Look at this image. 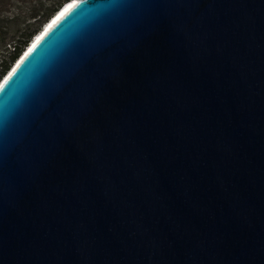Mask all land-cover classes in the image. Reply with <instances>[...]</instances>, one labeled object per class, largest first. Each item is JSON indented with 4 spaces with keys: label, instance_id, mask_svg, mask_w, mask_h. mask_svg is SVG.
<instances>
[{
    "label": "water",
    "instance_id": "95a60500",
    "mask_svg": "<svg viewBox=\"0 0 264 264\" xmlns=\"http://www.w3.org/2000/svg\"><path fill=\"white\" fill-rule=\"evenodd\" d=\"M61 7L0 81V264H264V0Z\"/></svg>",
    "mask_w": 264,
    "mask_h": 264
},
{
    "label": "rangeland",
    "instance_id": "374dc122",
    "mask_svg": "<svg viewBox=\"0 0 264 264\" xmlns=\"http://www.w3.org/2000/svg\"><path fill=\"white\" fill-rule=\"evenodd\" d=\"M57 1L59 0H5L4 6L0 7V19L12 15L17 17L11 23H7L5 20L3 23L0 22V27H2L0 29V57L7 53L8 45L18 40L22 32L25 31L24 27L31 21L29 19L31 11H44L45 7H50ZM62 1L65 4L68 0Z\"/></svg>",
    "mask_w": 264,
    "mask_h": 264
},
{
    "label": "trees",
    "instance_id": "16d2710c",
    "mask_svg": "<svg viewBox=\"0 0 264 264\" xmlns=\"http://www.w3.org/2000/svg\"><path fill=\"white\" fill-rule=\"evenodd\" d=\"M67 2V1H66ZM5 0H0V7H3ZM63 1L59 0L55 2L50 7H45L44 11H31L30 18L31 21L24 27L25 31L22 32L18 40L11 42L8 45L7 53L0 57V81L7 74V72L14 65L19 56L23 53L29 43L32 41L33 37L42 29V27L47 23V21L60 9ZM6 6V5H5ZM20 15V14H19ZM1 17V16H0ZM17 16H6V18L0 19L3 23L5 20L7 23L13 22ZM29 21V20H28ZM2 27H0L1 29Z\"/></svg>",
    "mask_w": 264,
    "mask_h": 264
},
{
    "label": "snow or ice",
    "instance_id": "6c2138e0",
    "mask_svg": "<svg viewBox=\"0 0 264 264\" xmlns=\"http://www.w3.org/2000/svg\"><path fill=\"white\" fill-rule=\"evenodd\" d=\"M75 7H76V3L68 4L67 7L64 9V11L61 12L60 16L56 18V21H53V24L59 21L64 15H66L69 11H71ZM49 27H51V25ZM0 87H2V85H0Z\"/></svg>",
    "mask_w": 264,
    "mask_h": 264
},
{
    "label": "bare ground",
    "instance_id": "6f19581e",
    "mask_svg": "<svg viewBox=\"0 0 264 264\" xmlns=\"http://www.w3.org/2000/svg\"><path fill=\"white\" fill-rule=\"evenodd\" d=\"M72 1H74V0H68L66 3H68V2H72ZM66 3H65V4H66ZM61 8H62V7H61ZM58 11H59V10H58ZM63 11H64V10H63ZM63 11H62V12H63ZM36 35H37V34H36ZM28 47H29V46H28Z\"/></svg>",
    "mask_w": 264,
    "mask_h": 264
},
{
    "label": "clouds",
    "instance_id": "9594fccd",
    "mask_svg": "<svg viewBox=\"0 0 264 264\" xmlns=\"http://www.w3.org/2000/svg\"><path fill=\"white\" fill-rule=\"evenodd\" d=\"M44 26H46V24Z\"/></svg>",
    "mask_w": 264,
    "mask_h": 264
}]
</instances>
